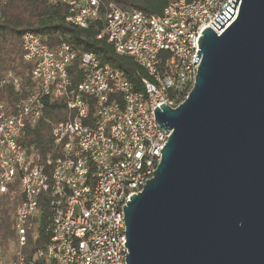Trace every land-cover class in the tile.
Masks as SVG:
<instances>
[{
  "label": "built area",
  "instance_id": "1",
  "mask_svg": "<svg viewBox=\"0 0 264 264\" xmlns=\"http://www.w3.org/2000/svg\"><path fill=\"white\" fill-rule=\"evenodd\" d=\"M7 0H0V5ZM67 7L66 21L79 28L101 21L118 55L146 72L137 87L92 52L67 43L49 48L33 32L21 36L22 57L33 63L34 88L6 114L0 105V195L15 203V240L0 249V264H126L124 208L140 193L161 161L165 133L154 117L164 103L175 109L191 92L198 64L197 40L235 0H164L158 15L124 11L102 0H48ZM80 81L72 85V65ZM7 81L20 90L17 78ZM6 80L0 81V87ZM61 102L66 118L51 126L43 154L29 135L47 103ZM47 206L46 247L32 251ZM27 253H31L28 258Z\"/></svg>",
  "mask_w": 264,
  "mask_h": 264
},
{
  "label": "water",
  "instance_id": "2",
  "mask_svg": "<svg viewBox=\"0 0 264 264\" xmlns=\"http://www.w3.org/2000/svg\"><path fill=\"white\" fill-rule=\"evenodd\" d=\"M197 40L195 84L161 161L124 208L126 264H264V0H235Z\"/></svg>",
  "mask_w": 264,
  "mask_h": 264
},
{
  "label": "trees",
  "instance_id": "3",
  "mask_svg": "<svg viewBox=\"0 0 264 264\" xmlns=\"http://www.w3.org/2000/svg\"><path fill=\"white\" fill-rule=\"evenodd\" d=\"M105 5L114 4L121 10H138L147 14L158 15L164 8V0H102ZM67 7L61 4L52 5L48 0H7L0 5V81L6 83L0 87V105L6 114L15 110L16 103L33 88L31 79L33 63L22 57L21 36L30 31L36 34L49 48L60 43H67L77 53L92 52L101 63H107L119 70L129 83L137 87L138 82L146 77V72L129 56L118 55L104 36L96 37L103 31V22L90 23L87 28H79L66 21ZM8 74L17 78L20 90H14L7 81ZM72 85L80 81V73L73 64L69 70ZM1 111V109H0ZM66 118L61 102L47 103L42 119L29 135V143L34 144L43 154L51 148V126ZM43 221L38 227L39 236L35 241H28L27 249L35 251L49 243L45 232L47 226V206L43 201ZM15 203L0 195V249L5 251L9 243L15 240L14 230ZM30 258L31 253H27ZM37 264H47L39 261Z\"/></svg>",
  "mask_w": 264,
  "mask_h": 264
},
{
  "label": "rangeland",
  "instance_id": "4",
  "mask_svg": "<svg viewBox=\"0 0 264 264\" xmlns=\"http://www.w3.org/2000/svg\"><path fill=\"white\" fill-rule=\"evenodd\" d=\"M12 243H13V242H12ZM12 243H9L7 248L11 247V246H12Z\"/></svg>",
  "mask_w": 264,
  "mask_h": 264
}]
</instances>
